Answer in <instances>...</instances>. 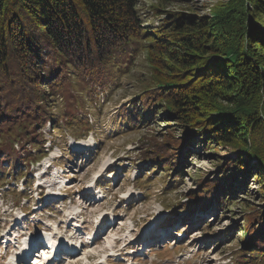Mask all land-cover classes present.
<instances>
[{"label":"rangeland","instance_id":"374dc122","mask_svg":"<svg viewBox=\"0 0 264 264\" xmlns=\"http://www.w3.org/2000/svg\"><path fill=\"white\" fill-rule=\"evenodd\" d=\"M221 1L226 0H137L136 10L142 27L155 29L167 13L212 16ZM256 26L264 31V25ZM135 45L131 41L81 88L70 70L55 99L47 84L56 73L46 75L42 65L43 84L28 86L31 110L39 100L34 92H48L39 119L24 120L22 114L17 121L0 119V232L23 244L52 237L64 248L82 243L69 262L61 252L47 263L48 250L41 244L28 264H240L248 239L244 229L256 233L247 219L257 212L264 218V188L253 174L258 167L236 176L229 203L211 201L192 212L185 208L199 181L216 179L234 151L206 146L195 137L187 147L192 154H177L176 169L167 168L164 160L175 150L169 143L189 139L191 131L156 106L141 114L138 125L132 115L124 117L140 94L157 88L147 53ZM19 92L6 102L19 101ZM154 148L162 150L164 160L155 154L151 161ZM3 243L0 255L8 252ZM7 258H0L1 264Z\"/></svg>","mask_w":264,"mask_h":264},{"label":"trees","instance_id":"16d2710c","mask_svg":"<svg viewBox=\"0 0 264 264\" xmlns=\"http://www.w3.org/2000/svg\"><path fill=\"white\" fill-rule=\"evenodd\" d=\"M136 6L137 0H0V119L17 121L20 114L24 120L39 119L48 92H34L39 100L31 110L28 86L43 84L42 65L46 75L56 73L47 84L55 99L70 70L81 88L134 41L136 51L147 53L157 88L140 94L124 117L132 115L138 125L144 120L141 114L156 106L169 121L191 131L189 139L169 143L175 150L168 160L154 148L151 161L157 154L175 170L177 154L190 156L187 147L195 137L206 146L234 151L224 158L216 179L199 181L185 208L192 212L213 201L229 203L233 180L247 167H258L253 174L264 188V31L256 26L264 25V0L221 1L211 9L212 16L159 12L167 15L155 29L142 27ZM17 90L20 100L6 102ZM58 115H64L62 109ZM258 213L247 219L257 235L244 229L248 239L240 264H264V218Z\"/></svg>","mask_w":264,"mask_h":264},{"label":"bare ground","instance_id":"6f19581e","mask_svg":"<svg viewBox=\"0 0 264 264\" xmlns=\"http://www.w3.org/2000/svg\"><path fill=\"white\" fill-rule=\"evenodd\" d=\"M105 218V217H104ZM104 220V219H103ZM105 222V221H104ZM102 224V223H101ZM106 232V231H105ZM50 240H53L52 238L50 239ZM50 240H48V241H50ZM79 241V239H76V241ZM38 242L39 241H36L35 243H37L38 244ZM41 242H39V244H40ZM62 245V244H61ZM77 245L78 244H74V246L73 245H71V246H68V247H66V249H69V251L70 252H73L74 251V249H75V247H77ZM33 246V245H32ZM46 247V249H48V247L47 246H45ZM72 247H74V249L72 248ZM33 250H31V248L29 249V248H24L21 252H20V257H19V259L21 260H23V259H26L27 258V255H30L31 254V252H32ZM66 252H68V251H66ZM33 254V253H32ZM67 254H69V253H67ZM35 255V254H34ZM44 255V254H43ZM51 255V254H50ZM73 255H76V254H74V253H72V256H71V258H74L73 257ZM1 257V256H0ZM70 258V259H71ZM47 263V262H46ZM49 263V262H48ZM59 263V262H58ZM1 264V263H0ZM36 264V263H35ZM41 264H43V263H41ZM56 264V263H55Z\"/></svg>","mask_w":264,"mask_h":264}]
</instances>
